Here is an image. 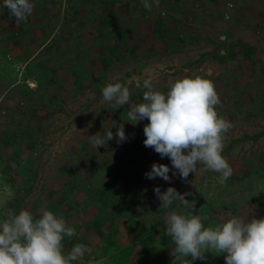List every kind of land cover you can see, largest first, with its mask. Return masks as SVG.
I'll return each mask as SVG.
<instances>
[{"label": "rangeland", "instance_id": "rangeland-1", "mask_svg": "<svg viewBox=\"0 0 264 264\" xmlns=\"http://www.w3.org/2000/svg\"><path fill=\"white\" fill-rule=\"evenodd\" d=\"M30 2L32 14L17 22L0 0V222L9 209L37 219L53 212L77 233L64 238V254L87 248L71 264H174L170 211L199 215L205 228L233 216L264 219V0H149L151 11L141 0ZM150 75L163 93L185 77L213 82L216 110L232 125L222 155L233 174L224 185L211 170L183 180L144 146L148 120L134 125L130 105L103 101L102 89L121 83L132 104L144 102ZM121 124L125 141L89 143L110 130L115 137ZM154 163L170 168V181L146 178ZM157 187L190 193V204L161 209ZM95 224L119 246L100 241ZM226 255L209 249L204 260L186 259L226 264Z\"/></svg>", "mask_w": 264, "mask_h": 264}, {"label": "clouds", "instance_id": "clouds-1", "mask_svg": "<svg viewBox=\"0 0 264 264\" xmlns=\"http://www.w3.org/2000/svg\"><path fill=\"white\" fill-rule=\"evenodd\" d=\"M154 2L158 7L159 0ZM141 3L146 10H152L149 0H141ZM4 7L17 22L26 21L34 9L30 0H4ZM154 78L150 75L143 80L146 91L142 103L132 104L129 88L121 83L105 86L103 101L115 109L130 105L127 118L134 125L148 120L143 129L144 146L152 148L162 158H169L172 168L183 180L187 181L190 173L211 170L219 174V183L224 185L233 174L222 155L226 134L232 125L216 110L220 97L215 85L200 76L185 77L170 82L169 91L163 93L154 89ZM133 80L137 88L141 87L140 79L133 77ZM114 138L118 143L127 139L122 124L115 137L110 130L103 136L100 133L90 136L88 141L98 149ZM198 165L203 168L198 169ZM169 173L167 165L154 163L145 176L150 180L159 177L167 182L171 180ZM155 193L161 201V209L170 208L175 201L184 207L190 204L185 199L190 193L181 195L173 187L164 193L157 187ZM4 215L6 218L0 222V264H71L87 251L85 245L78 244L69 254H64L65 236L71 238L77 233L51 211L38 219L27 210L14 214L9 209ZM165 224L166 234L175 245L172 250L174 264L204 260L209 249L226 253V264H264V219L245 221L233 216L215 228H205L199 215L170 211ZM188 257H191L190 262Z\"/></svg>", "mask_w": 264, "mask_h": 264}, {"label": "trees", "instance_id": "trees-1", "mask_svg": "<svg viewBox=\"0 0 264 264\" xmlns=\"http://www.w3.org/2000/svg\"><path fill=\"white\" fill-rule=\"evenodd\" d=\"M130 223H131V220H130ZM92 229H93L94 233L96 234V236L98 237V239L100 241L105 240V239H108L111 242V246H113V245H117V247L119 246L118 243H117V240L114 237V235L113 234L111 235L109 233H107V234L104 233L101 230V228H100V226L98 224H95L94 226L92 225ZM128 233H130L129 230H128ZM65 238H67V236ZM79 241H80V239L79 238H76V242H79ZM150 246L151 245H148L146 243L145 244H142V251L139 254V258H138L139 260L138 261L143 260V256L146 255L149 252ZM112 260H117V256H113V259Z\"/></svg>", "mask_w": 264, "mask_h": 264}, {"label": "built area", "instance_id": "built-area-1", "mask_svg": "<svg viewBox=\"0 0 264 264\" xmlns=\"http://www.w3.org/2000/svg\"><path fill=\"white\" fill-rule=\"evenodd\" d=\"M228 7H230V8H231L232 6H231V5H228ZM227 18H228V16H226V15H225V19H227Z\"/></svg>", "mask_w": 264, "mask_h": 264}, {"label": "crops", "instance_id": "crops-1", "mask_svg": "<svg viewBox=\"0 0 264 264\" xmlns=\"http://www.w3.org/2000/svg\"><path fill=\"white\" fill-rule=\"evenodd\" d=\"M2 102L0 101V104H1Z\"/></svg>", "mask_w": 264, "mask_h": 264}]
</instances>
